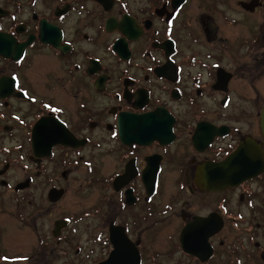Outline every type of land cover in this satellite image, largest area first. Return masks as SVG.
<instances>
[{
    "label": "flooded vegetation",
    "instance_id": "flooded-vegetation-1",
    "mask_svg": "<svg viewBox=\"0 0 264 264\" xmlns=\"http://www.w3.org/2000/svg\"><path fill=\"white\" fill-rule=\"evenodd\" d=\"M263 110L264 0H0V214L36 240L0 228V264H264V172L218 184L243 147L264 163ZM79 172L90 206L46 233L68 194L42 187Z\"/></svg>",
    "mask_w": 264,
    "mask_h": 264
},
{
    "label": "rangeland",
    "instance_id": "rangeland-1",
    "mask_svg": "<svg viewBox=\"0 0 264 264\" xmlns=\"http://www.w3.org/2000/svg\"><path fill=\"white\" fill-rule=\"evenodd\" d=\"M261 108H262V104H258L256 106V111L261 110ZM15 179H16V176H15ZM87 183H88L87 175L84 173L80 174V172L77 175H75V177L72 179L70 183H66L63 181H60L58 183L57 182H54V183L47 182V187L46 188L42 187L44 191H46L47 189V192H48L49 189L52 187V185L65 186L68 195L64 199V201L58 206H52L51 204H47L45 211L50 212V213H47L45 217L44 215L40 214L39 219L36 220V225L39 226L41 222H43L41 225V228L42 230H46V233H48L49 225H51L57 219H60V217L64 215L65 216L79 215L80 213L85 212V210L88 209V207L90 206L91 195L89 191H92L90 190V187L88 186ZM258 189H262V188H256V190ZM256 200L258 201L259 205L264 207V198H258L257 196L255 199V202ZM7 205L8 204H6V206ZM8 210H9L8 212L5 211L4 214H0V228L2 227L4 228L5 233H6L5 238L12 239L10 245L15 247L16 251H18L15 253L22 255V256L30 254L36 248V240H35V237L33 236L34 232L32 228L16 223L17 221L15 220V217L12 214V211L14 209L9 208ZM238 211H241L245 216L249 215V211L246 209V207H242ZM34 213L36 212L34 210H31L30 208L23 211V214L25 216L29 214H34ZM41 213H44V212H41ZM80 223H84V220L82 219ZM10 225L11 227L13 226L12 228L14 231L13 237L10 235L9 230L7 228ZM80 228L83 230V227H80ZM237 234H239L241 238L245 237L244 233L242 232H239ZM25 236H27V238L30 241H25L23 239ZM258 236H259L258 242L261 243L260 250H263L264 249V230L260 232ZM231 237L232 238L235 237L234 234ZM94 238L96 239V236ZM83 239L84 240L86 239V235L83 236ZM5 245H7L6 242H5ZM95 245H97V243L95 242L92 243L90 241L88 242L89 248H91L92 246L95 247ZM260 250L256 251L254 248L251 247L250 253L256 254ZM8 251H11V250H8ZM8 251L7 253L9 254L10 252ZM74 256H75V253H72L71 255L68 254L67 256L65 255L60 256L59 254V255L54 256L53 258L39 257L40 260L37 261V264H71L70 262L71 260L74 262ZM21 264H32V263L31 262L29 263L26 260V261L21 262Z\"/></svg>",
    "mask_w": 264,
    "mask_h": 264
},
{
    "label": "water",
    "instance_id": "water-1",
    "mask_svg": "<svg viewBox=\"0 0 264 264\" xmlns=\"http://www.w3.org/2000/svg\"><path fill=\"white\" fill-rule=\"evenodd\" d=\"M261 128L264 133V110L262 112V117H261ZM238 156H242V161H237ZM245 156H249V157H245ZM263 172H264V163L261 160V153L258 152L257 154L251 148L243 147L228 161L222 164V173H220L222 176V181L219 182L218 184H222L223 188L236 187L250 179L257 177ZM60 194L61 191L53 190L50 195V198L51 199L57 198L60 196ZM213 234L214 233L212 231H206L205 244H207L208 238ZM185 247L186 245H184V248ZM102 264H108V262Z\"/></svg>",
    "mask_w": 264,
    "mask_h": 264
},
{
    "label": "snow or ice",
    "instance_id": "snow-or-ice-1",
    "mask_svg": "<svg viewBox=\"0 0 264 264\" xmlns=\"http://www.w3.org/2000/svg\"><path fill=\"white\" fill-rule=\"evenodd\" d=\"M44 107H49V105H44ZM53 112H56V111H59L60 109H58V108H53V109H51ZM6 259V258H5Z\"/></svg>",
    "mask_w": 264,
    "mask_h": 264
}]
</instances>
